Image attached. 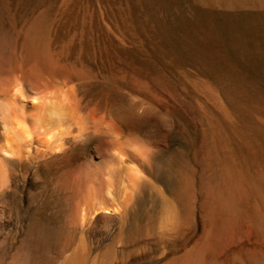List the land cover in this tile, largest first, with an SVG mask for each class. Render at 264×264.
<instances>
[{"label":"rangeland","instance_id":"374dc122","mask_svg":"<svg viewBox=\"0 0 264 264\" xmlns=\"http://www.w3.org/2000/svg\"><path fill=\"white\" fill-rule=\"evenodd\" d=\"M0 64L55 92L0 124L69 108L0 159V264H264V0H0Z\"/></svg>","mask_w":264,"mask_h":264},{"label":"bare ground","instance_id":"6f19581e","mask_svg":"<svg viewBox=\"0 0 264 264\" xmlns=\"http://www.w3.org/2000/svg\"><path fill=\"white\" fill-rule=\"evenodd\" d=\"M38 32V31H37ZM41 41V40H40ZM38 43V42H37ZM35 45V44H34ZM37 46V45H36ZM35 46V48H32L30 49L29 51V54L28 56L33 59V64L35 66V68L37 69V71H40L44 74H49L51 73L50 71V68L49 66L43 62L42 60V52L37 49ZM30 47V46H29ZM43 48V47H42ZM49 55V54H48ZM27 56V58H29ZM44 57V56H43ZM52 58V57H51ZM52 63V61H51ZM32 64V65H33ZM30 65V64H29ZM22 66V65H21ZM2 65L0 64V75H1V69ZM30 69V68H29ZM22 70V69H21ZM20 70V71H21ZM32 70V69H31ZM24 71V70H23ZM36 71V73H37ZM25 72V71H24ZM59 72V71H58ZM32 73V72H31ZM61 73V72H60ZM67 73V72H66ZM32 75V74H30ZM30 75L27 74L26 75H23V77L19 78L17 81L21 84L19 85V83H17L16 85L15 84H10V85H1L0 84V92L2 93V95L4 97H11L14 99V103H16V105L19 106V108L22 110L25 106V100H27L28 98H33L32 102L35 101L36 103V96L37 95H40L43 93V96H44V92L45 90L46 93H51L54 92L50 87L49 85L46 86L47 89L45 90H40V88H35L33 86V84L31 83V78H30ZM35 75V74H34ZM33 75V76H34ZM58 76V75H57ZM63 76V75H62ZM61 76V77H62ZM44 76H42L43 78ZM64 77V76H63ZM33 78V77H32ZM51 78L53 79V76H51ZM65 78V77H64ZM35 79V78H34ZM37 79H39L37 77ZM41 80V79H40ZM69 80V79H68ZM36 82H38L36 80ZM41 82V81H39ZM38 82V83H39ZM43 82V81H42ZM41 82V83H42ZM40 84V83H39ZM38 84V85H39ZM50 84V83H49ZM19 85V86H17ZM23 85H28L29 88L27 90L24 89ZM51 85V84H50ZM53 87V86H52ZM52 92H50L49 90ZM61 90V89H60ZM44 91V92H43ZM49 91V92H48ZM59 91V90H57ZM55 93V92H54ZM65 94V93H64ZM62 93V95H64ZM60 95V93H59ZM48 96V94L46 95ZM68 96V95H67ZM51 97V98H50ZM60 97V96H59ZM58 97V94H56L54 96H49V100L47 103H44L43 102V111L44 113L42 115H40L39 113L37 112H34L36 111L41 105H30L29 107V110H28V115H23L22 113H18L16 110H11L10 106H9V102L4 104L3 107H2V111H1V124H0V130H1V145H0V159H5V156H19L21 154H23L24 152H26V149L29 148L30 144H31V135H30V131H29V126L28 125H32L33 127H39L41 128L40 131H42V129H44L46 132L48 133H51L52 137H57V134L55 133H52L51 131L52 130H55V129H59L58 131H61L60 129V121L63 117V115L65 114L66 112V109L68 110L69 108H66V106L63 104L65 102H63V100L59 99ZM62 97V96H61ZM65 97V96H64ZM66 98L68 99V97H65V100ZM64 99V98H63ZM3 100V99H2ZM46 100V101H47ZM67 103V102H66ZM45 104V105H44ZM12 105H13V102H12ZM14 106V105H13ZM69 106V105H68ZM70 107V106H69ZM71 111V110H70ZM69 112V110H68ZM71 113V112H70ZM74 114V113H73ZM66 115V114H65ZM64 115V116H65ZM68 115L70 114H67V118H68ZM72 115V114H71ZM73 119L76 118V116L72 117ZM76 120V119H74ZM43 130V131H44ZM65 130V128H64ZM61 131V132H64ZM38 131V130H37ZM36 131V132H37ZM42 131V132H43ZM35 132V131H34ZM59 133V132H58ZM61 134V133H59ZM51 137V136H50ZM49 137V138H50ZM51 137V138H52ZM47 140V139H46ZM27 153V152H26ZM117 153V152H116ZM123 153V152H122ZM22 158V156H20ZM116 157V156H115ZM121 158L123 159V157L121 156ZM120 158V160H122ZM98 159V158H97ZM107 160L109 162H113V160L111 158H107ZM119 160V161H120ZM123 161V160H122ZM100 162V161H99ZM1 164V163H0ZM92 164H97V161L96 163H92ZM110 164V163H109ZM121 164V163H120ZM113 165V164H112ZM116 167V166H115ZM113 168V167H112ZM129 167H127L128 169ZM114 169V168H113ZM123 169V168H122ZM126 169V168H125ZM110 170V169H109ZM126 171V170H125ZM136 171V170H135ZM133 172V170L131 171ZM138 172V171H137ZM136 172V173H137ZM88 173L90 175L93 176L94 175H97L93 172V170H88ZM135 173V174H136ZM130 175V174H129ZM133 175V174H132ZM132 175H130L129 177H131ZM133 177V176H132ZM94 178V177H93ZM99 179V177H97ZM132 180V178H130ZM260 179H263L260 177ZM127 180V179H126ZM264 180V179H263ZM129 181V180H128ZM134 181V178L132 180V183ZM261 181V180H260ZM125 182V181H124ZM228 182V181H227ZM262 182V181H261ZM264 182V181H263ZM264 184V183H262ZM260 185V184H259ZM230 186V185H229ZM228 186V187H229ZM232 186V185H231ZM256 186V185H255ZM261 186V185H260ZM127 187V186H126ZM242 187V186H241ZM263 187V186H261ZM123 188V187H122ZM264 188V187H263ZM241 189V188H239ZM238 189V191H239ZM242 189H246V188H242ZM127 190V189H126ZM126 190L122 189L123 192V196H122V203H124V201L127 199V193ZM233 190V189H232ZM109 191V190H108ZM229 191V190H228ZM236 193H237V189L234 190ZM233 191V192H234ZM247 191V190H246ZM261 191V190H260ZM110 192V191H109ZM108 192V193H109ZM262 192V191H261ZM107 193V192H106ZM122 193V192H121ZM246 193V192H245ZM245 193H241L244 195V197L246 196ZM239 194V193H238ZM249 194V193H248ZM262 194V193H261ZM234 195V193H233ZM111 196V195H110ZM235 196H237L235 194ZM239 196H242V195H239ZM234 197V196H232ZM263 197V196H262ZM111 198V197H110ZM112 199V198H111ZM236 199V198H235ZM263 199V198H262ZM261 199V200H262ZM113 200V199H112ZM236 201V200H235ZM113 202V201H112ZM258 202V201H257ZM260 202V201H259ZM95 203V202H94ZM234 203V202H233ZM245 203V202H244ZM116 205L112 206V208H108L107 206H103L101 203H96L95 205H93V208L90 210V212H86L85 213H81L79 216L80 217V220L82 222L84 221H89L91 220V218H93L94 216L96 217V215H98V213H117L119 212V210H121V206H119L118 203H115ZM236 204V203H235ZM261 204V203H260ZM90 207V206H89ZM88 207V208H89ZM236 208V206H235ZM113 215V214H112ZM219 216V215H218ZM78 217V216H77ZM250 219H253V218H250ZM234 220V219H233ZM255 220V219H254ZM229 221V220H228ZM232 221V220H231ZM253 222V221H252ZM85 223V222H84ZM84 223H81L84 224ZM234 223V222H233ZM255 221L253 222V225H254ZM251 225V224H250ZM252 226V225H251ZM252 228V227H251ZM253 231H255L253 229ZM263 240V239H262ZM261 258V256H260ZM263 260V259H262ZM199 262V261H198ZM258 262V261H257ZM260 262V260H259ZM202 263V262H201ZM259 264V263H258ZM262 264H263V261H262Z\"/></svg>","mask_w":264,"mask_h":264}]
</instances>
